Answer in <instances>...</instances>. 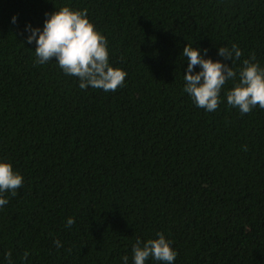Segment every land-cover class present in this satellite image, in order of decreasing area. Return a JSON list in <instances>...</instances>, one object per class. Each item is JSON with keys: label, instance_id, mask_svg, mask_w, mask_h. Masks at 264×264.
<instances>
[{"label": "trees", "instance_id": "obj_1", "mask_svg": "<svg viewBox=\"0 0 264 264\" xmlns=\"http://www.w3.org/2000/svg\"><path fill=\"white\" fill-rule=\"evenodd\" d=\"M65 6L107 38L117 91L36 63L26 26ZM188 44L229 66L218 50L236 44L237 73L252 53L264 67V0H0V160L24 177L0 208V264H133L160 232L174 264H264V109L227 104L238 77L216 111L197 107Z\"/></svg>", "mask_w": 264, "mask_h": 264}, {"label": "clouds", "instance_id": "obj_2", "mask_svg": "<svg viewBox=\"0 0 264 264\" xmlns=\"http://www.w3.org/2000/svg\"><path fill=\"white\" fill-rule=\"evenodd\" d=\"M48 15V14H46ZM16 17L12 22L15 23ZM30 32L27 43L35 42L36 63L46 64L55 60L66 75L77 77L79 87L86 90L89 87L102 89L105 92H115L123 87L127 72L110 65L109 48L107 38L99 32L94 23L88 17L87 9L73 10L70 7H62L51 13L44 22L43 29L26 26ZM205 55L207 49L203 50ZM182 55L187 58V72L184 74V92L189 94L197 107L208 112H214L222 102L221 92L228 81L238 80L234 87L226 92L227 104L237 108L240 113L248 114L257 106L264 109V67L256 60L255 53L250 59L243 60V66L239 72L233 65L243 55L242 50L233 44L231 48L221 46L218 55L224 60H231L232 66L211 58H205L201 49L188 44L184 47ZM200 66L201 71L194 69ZM247 151V147H244ZM24 187V177L14 171L11 162L0 160V208L6 206L9 200L5 193H11L14 197L19 189ZM75 218H68L65 227L71 228ZM158 238L143 241L137 239L133 245V264H146L149 258L174 264L177 251L173 248V242L160 232ZM56 248L63 247L59 240L53 241ZM29 252L23 253L22 259H27ZM8 264H13L12 252L5 254ZM123 264H128L129 257H122Z\"/></svg>", "mask_w": 264, "mask_h": 264}]
</instances>
